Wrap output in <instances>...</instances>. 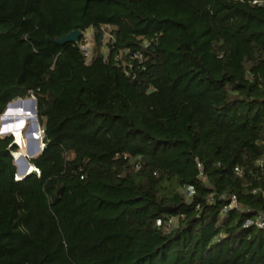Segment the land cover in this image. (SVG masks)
Here are the masks:
<instances>
[{
    "label": "trees",
    "instance_id": "trees-1",
    "mask_svg": "<svg viewBox=\"0 0 264 264\" xmlns=\"http://www.w3.org/2000/svg\"><path fill=\"white\" fill-rule=\"evenodd\" d=\"M77 29L90 60L56 41ZM30 96L44 137L24 102L1 123L26 141L0 135V264H264V0H0V117Z\"/></svg>",
    "mask_w": 264,
    "mask_h": 264
},
{
    "label": "built area",
    "instance_id": "built-area-1",
    "mask_svg": "<svg viewBox=\"0 0 264 264\" xmlns=\"http://www.w3.org/2000/svg\"><path fill=\"white\" fill-rule=\"evenodd\" d=\"M255 3H257L258 1H254ZM105 32H104V35H103V41L104 43L106 44L107 42L109 41H114V37L112 35V27L109 26V25H106L105 26ZM83 34V33H82ZM84 35V38L82 39V41L80 42V48L81 50L83 51L85 57L87 60H90L91 57H92V47H91V41L93 39V37L89 40H87L85 38V35H86V32L83 34ZM93 35V34H92ZM149 43L146 44V46H148ZM115 59L117 60L118 59V55L115 56ZM134 59H139L140 62L143 61V56L142 54H138V53H135L133 55H131V60H134ZM132 62V61H131ZM41 132L43 134V130L41 129ZM13 157H14V160H16V157H15V152H13ZM259 164L260 165H263L264 166V159H261L259 161ZM198 166L201 168L202 165L200 163H198ZM38 170V169H37ZM39 174V170L37 172ZM187 195L188 196H192L193 193H194V189L193 187H188L187 190ZM234 206H237L236 204V198L235 197H232V204H231V207H234ZM174 220L173 219H170L169 220V225L170 224H173ZM160 225V222L158 223ZM245 225L247 227H250V226H253V227H257L259 229H264V212H260L259 214H257L256 216L252 217V218H249Z\"/></svg>",
    "mask_w": 264,
    "mask_h": 264
},
{
    "label": "water",
    "instance_id": "water-1",
    "mask_svg": "<svg viewBox=\"0 0 264 264\" xmlns=\"http://www.w3.org/2000/svg\"><path fill=\"white\" fill-rule=\"evenodd\" d=\"M81 36H82V31L79 30V29H77V30L72 31L71 33H69V34H67V35H65V36H63V37L57 38L56 41H57L59 44L73 43V42H77V41L80 39ZM29 100H30V102L32 103V110H33V112H34V114H35L36 123H37V125L40 127L39 122H38V120H37V114H36V113H37L36 99H35V98H32V99H29ZM29 100H25V101H29ZM21 101H24V100L21 99V98H17V99H15V100H13V101H11V102H9V103L7 104V107H6L5 111H4V113H3V114L1 115V117H0V125H1V123H2L3 116H4V114L7 112V110H8L10 107L14 106V105H19V104L21 103ZM1 132H2V131H1V128H0V133H1ZM4 133H5V132H4ZM4 133H3V134H4ZM5 135L9 136V135H12V134H6V133H5ZM43 137H44V131H43ZM41 141H42V139H41ZM14 143L17 144L16 139L14 140ZM41 143H42V146H41V145L39 146V143H38V147L41 149L40 153L37 154V155H33V156H31L30 158H35V157H37V156L40 155L41 152L44 150L45 146H44L43 142H41ZM32 152L34 153V151H32ZM25 162L27 163L26 170L29 169L30 166L33 167V170L30 171V172H29V171H26L25 174H24L23 176L18 177V174H19V168H18V166H17V178H18L19 180L24 179L25 177H27V176L30 175V174H33V173H37V172H38L37 168H36L34 165H32V164L29 162V160H28L27 158H25ZM15 163H16V160H15ZM16 165H17V163H16Z\"/></svg>",
    "mask_w": 264,
    "mask_h": 264
},
{
    "label": "rangeland",
    "instance_id": "rangeland-1",
    "mask_svg": "<svg viewBox=\"0 0 264 264\" xmlns=\"http://www.w3.org/2000/svg\"><path fill=\"white\" fill-rule=\"evenodd\" d=\"M90 37L92 38L93 37V35H92V31H87L86 32V35H85V38L87 39V40H89L90 39ZM91 47H93L94 46V40L92 39V41H91ZM32 98H34L33 96H30V97H28V98H25V99H23L24 101L25 100H29V99H32ZM29 104V107H31L32 105H31V102L30 103H28ZM17 108V106H14L12 109H16ZM14 111V110H13ZM12 111V112H13ZM30 124V123H29ZM28 124V122H26V125L25 126H27V125H29ZM0 128H1V125H0ZM26 128V127H25ZM40 129H41V127H40ZM15 135L17 134V133H15V132H13ZM0 135L1 136H6L5 134H3L2 132L0 133ZM16 138H17V143H18V145H19V151L21 150V145H20V140H23L24 142L26 141V137L24 136V135H22L21 136V139L18 137V135H16ZM42 140H43V138H42ZM43 142V141H42ZM34 152H36V151H34ZM28 160L29 159H31L30 158V156H28V157H26Z\"/></svg>",
    "mask_w": 264,
    "mask_h": 264
},
{
    "label": "bare ground",
    "instance_id": "bare-ground-1",
    "mask_svg": "<svg viewBox=\"0 0 264 264\" xmlns=\"http://www.w3.org/2000/svg\"><path fill=\"white\" fill-rule=\"evenodd\" d=\"M23 102H24L25 106L27 105V106L29 107V104H27V103H30V100H29V101H21V103H23ZM21 103H20L19 105H14V106H17V107H18V106L21 105ZM31 105H32V103H31ZM14 106L10 107L9 109H12ZM30 108H31V111H33V110H32V106H31ZM9 109H8V110H9ZM8 110H7V112H8ZM7 112H6V113H7ZM12 133H13V132H11V133H7V134H12ZM13 134H14V133H13ZM16 135H17V134H16ZM16 135H15V136H16ZM13 136H14V135H13ZM15 136H14V137H15ZM15 139H16V142H17V138H16V137H15ZM17 145H18V144H17ZM18 147H19V145H18ZM39 153H40V152H39ZM39 153H37V154H39ZM15 154H16V153H15ZM37 154H36V155H37ZM15 157H16V155H15ZM16 160H17V158H16ZM24 161H25V160H24ZM25 163H26V162H25ZM26 167H27V163H26ZM26 167H25V169H24L22 172L19 171V174H22L21 176H23V175L25 174L26 171H29V169H30L31 166H30L29 169H27V170H26ZM29 172H30V171H29ZM19 174H18V177H20Z\"/></svg>",
    "mask_w": 264,
    "mask_h": 264
}]
</instances>
